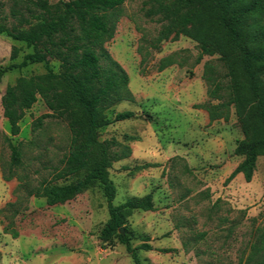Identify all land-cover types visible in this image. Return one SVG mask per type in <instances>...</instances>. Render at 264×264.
Listing matches in <instances>:
<instances>
[{
	"label": "rangeland",
	"instance_id": "obj_1",
	"mask_svg": "<svg viewBox=\"0 0 264 264\" xmlns=\"http://www.w3.org/2000/svg\"><path fill=\"white\" fill-rule=\"evenodd\" d=\"M144 1H125L115 36L105 44L128 72L133 96L108 109V118L125 110L136 113L100 129L101 140L115 138L121 143L116 150L127 146L130 151L110 169L117 187L114 204L147 194L154 201L153 210L134 211L125 233L142 264H246L264 233V156L252 181L243 173L229 179L244 158L234 152L244 137L235 110L229 121L211 122L199 107L211 100L206 62L213 61L220 75L226 69L218 56L206 55L198 63L200 48L186 36L155 48L161 23L145 16ZM13 6L14 0H0V16L10 24L15 22ZM14 45L21 52L11 59ZM30 51L25 43L0 35V68L21 62ZM169 55L176 63L161 70V59ZM50 62L61 72L58 59ZM46 71L43 63L31 64L8 72L0 84V264H136L117 237L108 242L100 237L110 215L99 186L54 206L46 198L27 196L21 178L29 174L32 184L50 179L68 151L70 130L58 117H47L43 127L33 130L37 118L52 112L40 98L26 111L20 134L13 135L2 97L18 77ZM7 137L15 144L35 140L24 146L23 164L11 180L4 179L12 154ZM145 163L157 165L136 168ZM145 242L151 250L140 248Z\"/></svg>",
	"mask_w": 264,
	"mask_h": 264
},
{
	"label": "trees",
	"instance_id": "obj_2",
	"mask_svg": "<svg viewBox=\"0 0 264 264\" xmlns=\"http://www.w3.org/2000/svg\"><path fill=\"white\" fill-rule=\"evenodd\" d=\"M125 1L14 0L11 16L15 22L10 24L0 16V35L23 42L32 51L21 62L0 68V84L10 71L45 64V73L20 76L7 86L2 97L4 116L12 134L18 135L26 111L42 98L52 112L37 118L33 130L43 127L47 117H58L67 123L71 134L68 151L50 179L32 184L29 174L19 177L27 186V196L46 198L48 205L54 206L99 186L110 215L101 239L108 242L117 237L135 263L142 264L137 247L121 228L128 231L125 224L135 210L154 209L153 195L114 204L117 187L110 178V169L130 151L127 146L122 152L116 150L121 143L115 138L100 139L101 128L136 114L121 111L113 120L107 115V110L117 103L133 100L128 72L105 47L115 36ZM143 11L146 17L161 23L155 48L160 49L163 41L186 36L200 48L198 63L208 55L218 56L224 65L226 72L220 75L213 61L206 62L205 80L211 100L199 107L207 110L211 122L229 121L234 108L244 135L234 152L244 158L229 179L243 173L248 182L252 181L258 158L264 156V0H146ZM20 52L21 47L14 45L11 59L18 58ZM51 57L60 61L61 72L53 70ZM174 63L175 56L169 55L161 59L159 68L163 70ZM7 139L12 154L4 179L11 180L23 164L24 146L35 140L15 144L10 137ZM155 165L145 163L136 168ZM70 178V182L54 183ZM140 248L151 250L152 246L145 242ZM246 264H264V233Z\"/></svg>",
	"mask_w": 264,
	"mask_h": 264
},
{
	"label": "water",
	"instance_id": "obj_3",
	"mask_svg": "<svg viewBox=\"0 0 264 264\" xmlns=\"http://www.w3.org/2000/svg\"><path fill=\"white\" fill-rule=\"evenodd\" d=\"M121 231H122L123 233H125V230H124V228H123V227L121 228Z\"/></svg>",
	"mask_w": 264,
	"mask_h": 264
}]
</instances>
